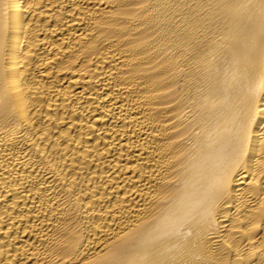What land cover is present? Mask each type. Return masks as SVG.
Here are the masks:
<instances>
[{"label":"bare ground","instance_id":"6f19581e","mask_svg":"<svg viewBox=\"0 0 264 264\" xmlns=\"http://www.w3.org/2000/svg\"><path fill=\"white\" fill-rule=\"evenodd\" d=\"M0 264H264V0H0Z\"/></svg>","mask_w":264,"mask_h":264}]
</instances>
